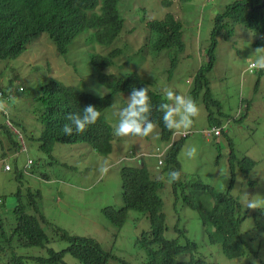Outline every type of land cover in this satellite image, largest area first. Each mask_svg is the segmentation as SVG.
<instances>
[{"label":"rangeland","instance_id":"374dc122","mask_svg":"<svg viewBox=\"0 0 264 264\" xmlns=\"http://www.w3.org/2000/svg\"><path fill=\"white\" fill-rule=\"evenodd\" d=\"M229 1L121 0L120 11L124 22L114 42L120 37L118 43H123V52L126 57L128 54L133 55L142 45L141 43L145 42L147 34L145 21L160 19L165 13H170L181 23L184 52L178 53L176 63L172 67L167 65V59L165 61L163 57L151 58V62L148 55L150 49L145 47L147 57L140 65L144 73L142 76L152 86L161 87L163 90L170 88L177 92L184 87L193 88V83L188 85L186 78L208 62L207 41L213 16L216 12H221L223 4ZM244 31L245 29L241 26L234 28L230 36L234 43L229 38L217 40L212 51L211 69L205 73L209 85L208 95L217 102V105L215 103L207 105L208 116L213 118L214 122H221L222 134L215 136L212 133L208 135L203 133V130L210 128L211 125L207 123V109L202 102L204 98L207 99V95L203 97V93L198 91L197 99L202 103V105L198 104L199 116L194 119L189 130H174V139L179 137L178 133L187 132L176 155L182 176L194 178L196 176L201 183L218 191L224 190L230 179L227 167L229 144L236 158L244 156L243 158L252 161V166L246 174L239 168L233 170L234 181L230 189V194L239 204L240 212L246 214L240 228L246 243L245 252L234 258L224 257L217 244L206 242L197 212L183 204L179 196L175 200L174 211V197L170 192V183L163 182L159 190L167 227L165 235L169 238L175 236L177 232L173 229L175 224L177 227L185 228L186 236L198 244L195 256L206 260V264L210 260H216L221 264H242V260H264V210L246 208L251 200L264 203V75L258 72H242L247 58L256 59L258 54L264 53L255 52L256 48L250 44L253 37L250 35L251 38H249ZM87 34L88 32L83 35L78 34L68 45L69 50L66 54L59 55L55 52L49 38L42 33L32 44L26 45L21 61L17 62L16 58L10 62L9 67L14 69L10 72L3 69L0 75V87L4 91L5 88L7 91L15 90L7 99H4L5 97L0 99V104L4 105L3 110H0V124L7 125L6 119H8L13 129L21 134L26 148L24 152L15 146L9 149L8 146L3 145L6 140L11 143L17 142V139L14 131L8 126L11 131L10 137H6L0 129V159L3 156L4 161L10 166L9 171H3L0 162V198L2 200L0 213L4 219L9 218L15 201L12 193L18 185L12 177L14 167L22 169L28 157L40 165H37L34 173L31 174L28 173L30 166L26 167L24 173L29 175L23 174V177L24 180L30 181L29 186L39 190L40 211L47 221L70 234L91 237L115 258L136 264L134 238L141 230L148 227L147 220L140 212L128 210L122 221L115 225L102 214V209L120 205L119 169L123 165L138 163L135 158H127L128 151L136 153L133 154L134 157H138L140 152L143 153L141 158L155 178L161 175L167 177V174H159L162 171L158 172L154 167L156 162L153 154L156 147L154 144L159 143L157 128L152 135L144 139L115 135L112 151L107 155H100L86 143L80 142L71 144L56 142L52 145L50 153L45 154L38 150L33 139L40 131V122L36 118L39 103L35 99V86L43 80L42 76L45 74L58 78L66 85H75L78 77L81 88L90 89L91 91L88 92L92 94H98L99 90L102 93L106 92V89L95 81L94 76H88L90 66L87 60L85 64H82L83 56L78 53L81 48H84V37ZM86 45L94 51L102 50L97 45L92 46L90 43ZM66 58L70 61L65 62ZM1 67L2 63H0ZM73 69H76V74L72 72ZM151 70L152 72L148 73ZM14 74L17 75L15 79ZM9 76L14 80L10 88H7ZM19 87L22 88L21 91ZM93 90L96 91L92 92ZM179 94L188 96L185 93L179 92ZM122 98L121 93L114 94L112 104L106 111V118L114 127L118 117L113 103L123 106ZM142 143L143 147L140 146L143 145ZM193 146L197 148V155L195 158L186 157L187 149ZM8 150L11 155L6 154ZM153 163L154 166H151ZM102 168H107V172H102ZM222 171L228 174L227 179L221 174ZM250 181L253 183L251 184ZM19 184L24 189L23 179L19 181ZM187 191L192 197L203 200L197 191L188 187ZM44 231L49 237L53 236L48 227H45ZM65 246V241L53 237L49 238L48 243L43 247H18L15 254L22 257L21 264H53L39 262L36 258H45L48 248L57 251ZM120 260L109 259L106 264H123ZM233 260L236 261L233 262ZM4 261L0 258V264H6ZM62 262L82 264L68 253L62 256Z\"/></svg>","mask_w":264,"mask_h":264},{"label":"trees","instance_id":"16d2710c","mask_svg":"<svg viewBox=\"0 0 264 264\" xmlns=\"http://www.w3.org/2000/svg\"><path fill=\"white\" fill-rule=\"evenodd\" d=\"M120 5L121 0H0V63H2L0 75L3 73V69L8 72L12 71L14 67H9L10 62L16 58L17 62L21 61L25 54L22 52L27 48L26 45L32 44L42 33L52 42L55 52L64 55L69 50L68 45L78 34L83 35L88 32L84 37V48H81L78 53L83 56V58L81 57L82 64H85L87 60L90 66L88 76H94L95 81L106 89V94L101 97L88 92L91 91L90 89L81 88L80 78L78 80L77 75L75 85L63 84L58 78L46 74L42 76L43 80L35 86V99L39 103L36 118L40 122V131L33 139L38 150L49 154L52 145L56 142L66 144L80 142L86 143L100 155H107L112 151V142L116 138L113 133L114 125L106 118V111L112 104L113 95L121 93L123 96L121 105L124 106L127 103V98L131 95L133 86L148 87L153 104L150 119L156 124L159 142L154 145L156 148H162L158 158L155 157V170L162 171L159 174L163 173L168 176L171 171L179 170L176 155L187 132L179 134L177 139L173 138L169 141L173 130L164 126L163 113L156 110L157 105L164 102L163 88L151 90V83L142 76L144 73L140 65L147 57L145 47L150 49L148 55L151 62L153 58L163 57V60L167 59L168 66L175 65L178 53L184 52L181 23L174 19L170 13H165L164 17L160 19L145 21L144 25L147 29L145 42L141 43L142 45L133 55L128 54L126 57L123 52V43H118L120 37L114 42L121 32L124 22ZM238 26H241L253 37L250 42L252 47H264V0H230L224 4L221 12L214 14L207 41L209 60L197 72L200 71L201 74H204L208 71L212 65V51L217 40L227 39L234 32V28ZM87 43L92 46L97 45L102 50L94 51L87 48ZM106 48L109 49L106 50ZM103 50L105 51L102 52ZM72 52L74 53V45ZM67 61L70 60L66 58L65 62ZM34 70H38V68H34ZM72 72L76 74V69H73ZM151 72L152 70L148 73ZM195 76L198 77L197 74ZM16 77L17 75L14 74L13 78ZM13 80L10 76L7 78V88H10ZM193 82L194 85H200L197 79H194ZM186 88L189 90L188 94L191 98L196 97V93H198L196 86ZM13 91L15 90L7 91L6 88L4 91L0 87V99L4 97L7 99ZM94 91L96 90L92 92ZM90 104L97 107L102 114L97 123L90 126L83 134L63 135L60 129L66 123L65 115L69 112H82L83 108ZM6 121L12 127V123L8 119ZM8 127L5 124H0V129L6 137H10L9 133L11 132ZM3 145L13 149L17 142L10 143L6 140ZM7 152V155H11L9 150ZM227 157L230 179L224 190L218 191L201 183L196 176L195 178L193 176L184 177L181 173L179 181L170 183V192L174 197V211L175 200L179 196L183 204L197 212L206 242L217 244L224 257L234 258L245 252L246 243L240 228L246 214L240 212L239 204L230 194L231 179L233 170L236 168L246 174L249 161L248 158H243L244 156L236 158L230 144ZM27 159L30 160L28 166L24 164L22 169L14 167L12 177L18 182V185L12 193L15 201L11 207L9 218L4 219L0 213V258L5 260L6 264H21L22 257L15 254L16 248L43 247L48 243L49 238L55 237L65 241L66 246L57 251L48 248L47 256L45 258L37 257V261L64 264L62 256L65 253L72 255L82 264H106L109 259L120 260L93 238L70 234L54 226L43 217L39 205L40 192L37 188L33 189L29 186L30 181L24 180L23 177V174L34 173V168L40 164L28 157ZM135 159L141 160L138 157ZM52 160L54 161V159ZM29 166V174L24 173L26 167ZM119 176L120 205L107 206L102 209V214L115 225L122 221L128 210L138 211L145 217L148 227L141 230L134 238L136 264H206V260L195 256L198 244L186 236L185 228L177 227L175 224L173 226V229L177 231L175 236L169 238L165 235L167 227L159 194L163 182L159 180V176L157 178L152 176L150 169L143 161L140 164L138 162L135 165L121 166ZM21 179L25 183L24 189L19 184ZM187 187L197 191L203 200L192 197L188 193ZM1 203L0 198V206ZM45 227L51 230L53 236L49 237L45 233ZM120 261L123 264H130L124 260ZM235 261L233 260V262ZM253 261L242 260V264H252ZM255 261L256 264H264V260ZM207 264L221 263L210 260Z\"/></svg>","mask_w":264,"mask_h":264},{"label":"clouds","instance_id":"9594fccd","mask_svg":"<svg viewBox=\"0 0 264 264\" xmlns=\"http://www.w3.org/2000/svg\"><path fill=\"white\" fill-rule=\"evenodd\" d=\"M255 52L264 53V47L256 48ZM247 71H264V54H259L255 60L250 61L247 64ZM19 88L21 90V87ZM98 94L103 97L106 93H102L99 90ZM163 99L164 102L157 105L156 110L163 113L162 119L164 126L169 130L175 131L189 130L193 125L194 119L200 113L199 106L196 102L191 97L179 94L170 88L163 90ZM113 107L118 117V122L113 129L114 135L143 139L154 133L156 124L150 119L153 104L148 87L137 88L133 86L131 95L127 98L126 105L118 106L114 102ZM3 108L4 105L0 104V110H3ZM101 115L98 108L91 104L85 106L82 112H69L65 115L66 123L62 125L60 131L63 135L67 136L83 134L90 126L97 123ZM6 123L10 127L8 121ZM184 132L186 131L178 134H183ZM218 133L219 130L217 128L212 130L213 135H218ZM185 155L188 158H195L197 148L195 146L188 148ZM107 170V168L101 169L102 172H107ZM221 174L225 175L227 179L228 174L226 172L222 171ZM180 178L181 172L179 170L171 171L167 177L163 175L159 176L160 181L167 183L177 182ZM246 208L264 210V203L251 200L247 203ZM253 264H256V262L254 261Z\"/></svg>","mask_w":264,"mask_h":264},{"label":"crops","instance_id":"0c3cea01","mask_svg":"<svg viewBox=\"0 0 264 264\" xmlns=\"http://www.w3.org/2000/svg\"><path fill=\"white\" fill-rule=\"evenodd\" d=\"M223 6H224V4H223ZM246 34L245 35H248L249 36V38H251L250 37V34H249V32H247L246 30L244 31ZM229 38V40H231V41H233V43H234V40H233V38L232 37H228ZM227 38V39H228ZM232 43V44H233ZM259 55V54H258ZM257 57V56H256ZM252 60H255V58H247L246 59V65H245V69H242V72H245V71H247V64L250 62V61H252ZM211 69V67L208 69V71ZM208 71H206V72H208ZM205 72V73H206ZM248 72V71H247ZM258 73H262V75H264V71H257ZM205 73L204 74H201V72L200 71H198V72H195L193 75H190L189 77H187L186 78V83L189 85H191L192 83H193V85H194V82H193V80L195 79H197V82H199L200 83V85H194V86H196V88H198L197 89V91H200V92H202L203 93V97H205L206 95V97H207V99H203L202 100V102H204V105H205V108L207 109V112H206V120H207V123L208 124H210L211 126H210V128H208V129H204L203 130V133L204 134H206V135H208L209 133H212V130L213 129H215V128H217L218 130H219V133H218V135H215V136H219V135H221L222 134V130H221V122L220 121H215L214 122V120H213V118H210L209 116H208V104H210V103H215L216 105H217V102L215 101V100H213V99H211L210 98V96L208 95V93H209V85H208V81H207V78H206V76H205ZM198 75V77H196L195 75ZM165 82H167V80H165ZM192 82V83H191ZM187 86V85H186ZM193 86V87H194ZM199 86V87H198ZM151 90H159L161 87H154V86H152L151 85ZM189 88H191V87H189ZM162 89V88H161ZM178 93L180 92V93H185V94H187L188 96H189V94H188V92H189V90L186 88V87H184L183 89H178V91H177ZM197 96H198V93H196V97H192V99L196 102V104L198 105H202V103L197 99ZM190 97V96H189ZM227 122V121H226ZM10 129H12L13 131H14V133L16 134L17 133V131H15L11 126H10ZM208 131H210V132H208ZM174 135H175V133H174V130H173V132H172V134H171V136H170V139H169V141H171L173 138H174ZM16 139H17V145H16V147L20 150V151H24L25 152V150H26V148H25V145H24V142H23V138H22V136L20 135V134H16ZM140 139V138H139ZM144 139V138H143ZM144 142V141H143ZM145 144H147V142L145 141L144 142ZM143 144V143H142ZM141 147H143L144 146V144L143 145H140ZM154 156L156 157V158H158V156H159V154H161V152H162V148H156L155 147V149H154ZM129 153H128V155L129 156H127V158H129V159H133V158H135L134 157V155L136 154V153H133V152H131V151H128ZM134 154V155H133ZM138 154H140L139 156H138V158H141L143 155V153H138ZM145 154V153H144ZM148 154H150L149 152H148ZM155 158V159H156ZM0 160H4V157L2 156L1 157V159ZM141 161H143L142 160V158H141V160H137V162H139V164H140V162ZM156 161V160H155ZM248 161H249V167H248V169H250V167L252 166V161L251 160H249L248 159ZM3 162H5V161H3ZM25 164V163H24ZM24 166V165H23ZM151 166H154V163L151 165ZM154 167H156V166H154ZM152 174V173H151ZM152 176H153V174H152ZM233 181H234V179L232 178L231 179V182H232V184H233ZM250 183L252 184L253 183V181H250ZM229 186V185H228ZM238 203V202H237ZM40 204V203H39Z\"/></svg>","mask_w":264,"mask_h":264},{"label":"built area","instance_id":"2783aa9c","mask_svg":"<svg viewBox=\"0 0 264 264\" xmlns=\"http://www.w3.org/2000/svg\"><path fill=\"white\" fill-rule=\"evenodd\" d=\"M30 163V160L29 159H27L26 160V163H25V166H28L27 164H29ZM1 170H3V171H8V170H10V166H9V164L7 163V162H1Z\"/></svg>","mask_w":264,"mask_h":264}]
</instances>
